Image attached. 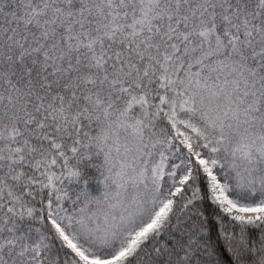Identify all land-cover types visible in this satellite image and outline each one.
Listing matches in <instances>:
<instances>
[{
	"label": "snow or ice",
	"instance_id": "6c2138e0",
	"mask_svg": "<svg viewBox=\"0 0 264 264\" xmlns=\"http://www.w3.org/2000/svg\"><path fill=\"white\" fill-rule=\"evenodd\" d=\"M0 264H264V0H0Z\"/></svg>",
	"mask_w": 264,
	"mask_h": 264
},
{
	"label": "rangeland",
	"instance_id": "374dc122",
	"mask_svg": "<svg viewBox=\"0 0 264 264\" xmlns=\"http://www.w3.org/2000/svg\"><path fill=\"white\" fill-rule=\"evenodd\" d=\"M89 170L92 171V176L95 177L96 175L95 170L93 169H89ZM88 187L93 195H98L99 192L102 190L101 185L95 179L89 182Z\"/></svg>",
	"mask_w": 264,
	"mask_h": 264
},
{
	"label": "trees",
	"instance_id": "16d2710c",
	"mask_svg": "<svg viewBox=\"0 0 264 264\" xmlns=\"http://www.w3.org/2000/svg\"><path fill=\"white\" fill-rule=\"evenodd\" d=\"M89 171V174L92 175V171L88 170Z\"/></svg>",
	"mask_w": 264,
	"mask_h": 264
}]
</instances>
